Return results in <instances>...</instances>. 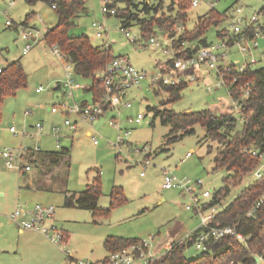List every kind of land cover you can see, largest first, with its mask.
Here are the masks:
<instances>
[{
    "label": "rangeland",
    "instance_id": "374dc122",
    "mask_svg": "<svg viewBox=\"0 0 264 264\" xmlns=\"http://www.w3.org/2000/svg\"><path fill=\"white\" fill-rule=\"evenodd\" d=\"M12 1L0 0V65L6 66L14 60H20L27 74V86L2 100L0 149L18 148L21 145L40 146L44 151L62 152L68 149L60 164L56 165L48 159L31 162V170L24 173L10 169L0 159V200L15 198L17 202L26 201L29 205L37 202L53 204L56 207V223L68 234L63 245H56L41 234V237L29 235L23 245L24 252L19 264H77L79 261L109 264L104 262L110 254L105 241L112 236L149 242L150 252L157 258L161 257L166 252V244L180 239L201 223L187 193L179 188H163V171L168 170L178 178L189 179L193 184L201 180L202 185L196 186V192L199 195L204 190L212 193L210 197L201 198V206L214 201L217 191L226 185L224 177L229 175V171L225 167L215 169L216 143L212 142L213 146L209 148L210 141L205 139L204 127L196 124L194 133L170 142L168 134L171 126L162 122L155 108H168L177 112L210 108L214 112H231L237 118L235 129L240 128L243 117L235 109L227 86L219 84L218 68H209L207 64L201 63L196 70L198 77L195 80L183 76L186 85L174 99L163 85L150 87V81L146 78L140 85L126 89L123 103L131 102L130 107L124 104L116 108L109 107L91 125L80 120L75 113H66L62 106L64 102L69 105L73 102L66 95V88L62 85L56 88L65 79L66 60L57 56L51 45L43 39L34 43L28 53H23L26 42L22 39V26H34L46 35L48 28L58 21L56 11L46 0ZM113 1L118 9L126 6L124 0ZM174 1L163 0L158 15L174 14L177 9ZM210 1L201 0L198 6L189 8L186 21L177 24L174 31L172 27L165 31L156 27L154 36L158 38V46H148V40L142 36L137 21L123 28L120 17L104 14L103 0H86L87 10L71 26L70 33L85 34L95 45H103L109 38L115 56H127L134 66L150 74L161 71L162 65L170 64L174 52H183L186 47L195 46L198 40L190 44L187 40L175 39L185 30H194L199 20L211 10L221 13L223 20L218 24H210L203 34L210 45H218L223 38L228 39V36L220 37L218 32L232 31L231 21L234 17L240 16L246 23L256 16L264 22L260 12L264 0H218L214 6L210 5ZM133 2L139 9L145 2L153 8L160 3L159 0ZM171 6H175V10L171 11ZM132 10L141 18L155 14L154 10L135 11L133 5ZM95 21L105 24L109 29L108 36H95L92 26ZM123 29L129 30L136 41H131ZM259 42L257 48L247 52L240 51L234 43L228 48L227 56L219 59L216 66L242 64L250 58L257 60L252 68L264 66V40ZM82 84L89 86L91 80L76 78V101L82 102L86 98L93 102L92 92L83 89ZM41 85L45 90L36 92V88ZM53 106L59 107V111L53 112ZM139 113L144 116L140 122H136ZM66 118L73 123L77 121L78 128L69 129L64 123ZM111 121L116 124H111ZM9 122L19 131L17 135L8 130ZM37 122L43 124L41 134L27 137L24 131L36 132L31 127ZM54 127H59V148L53 134ZM88 130L91 131L90 135L87 134ZM118 139L124 141L118 143ZM189 151L191 155L187 156ZM37 173L55 175L37 181L36 184L41 183L40 187L36 184L24 186V179L31 178L33 183ZM97 181L101 183L102 193L98 198L99 210L96 214L89 209L64 204L66 193H80L89 183ZM256 181L258 178L254 171L249 172L241 182L230 185L228 192L214 204L223 210ZM114 186L121 187L126 198L116 206L111 203ZM14 209L11 208L10 213ZM203 252L194 244L184 248L188 259L200 257ZM257 264H264V259L261 258Z\"/></svg>",
    "mask_w": 264,
    "mask_h": 264
},
{
    "label": "trees",
    "instance_id": "16d2710c",
    "mask_svg": "<svg viewBox=\"0 0 264 264\" xmlns=\"http://www.w3.org/2000/svg\"><path fill=\"white\" fill-rule=\"evenodd\" d=\"M27 1L33 2L35 0ZM46 1L51 5L55 0ZM124 1L126 6L122 9L116 7L115 1L110 3V6L116 7L117 13L115 15L121 18L123 28L129 27L132 21H137L141 26L142 36L146 37L147 40L156 34V27L163 31L172 27V31H174L177 24H184L187 19V10L191 8L190 0H179L178 3L174 1L177 9L175 10V6H171L170 9L171 11L175 10L174 14L162 13L158 15L163 0H159L160 3L154 8L149 5V1L145 2L141 9L134 4L133 0ZM132 5L136 7L135 11L150 12L154 10L155 14L149 18H141L137 12L132 10ZM54 10L57 13L58 21L48 28L45 40L51 46L57 44L61 52L71 59L76 78L91 80L87 89L92 91L93 101H97L105 93V88L97 75L115 57L112 53V47H106L104 44L95 45L85 34L74 35L70 33L71 26L87 10L86 0H58ZM260 12L264 14V6ZM222 20L223 15L221 13L211 10L206 17L199 20L194 30H185L175 39L187 40L190 44L194 40H198L195 46L190 45L183 52L177 54H193L201 47L208 45L203 34L210 24H218ZM218 33L222 38L228 36L230 43L236 37L231 31H219ZM219 68L220 74H223L225 85L231 90L230 95L232 98L239 99L241 103L239 112L243 119L240 128L235 129L237 118L233 113L217 115L210 108L191 112L155 108L156 115L162 117V122L171 126L168 141H175L184 135L194 133L195 125L199 124L206 130L205 139L210 141L209 148H212V142L216 143L214 167L215 169L227 168L229 175L224 177L226 185L217 191L211 204L217 203L228 192L230 185L241 182L246 174L254 171L258 166L260 159L248 153L247 148L253 145L264 150V66L252 68V64H249L243 71H239L236 64L232 63L229 65V69H225L223 65H220ZM247 82L251 84V89L249 94L245 96L242 87ZM185 85L186 82L181 81L178 84L163 86L174 99ZM26 86L27 74L20 60L8 63L0 73V105L4 97L13 95L18 89ZM67 151L66 148L62 152L40 151L38 156L30 158V161L39 162L48 159L58 165ZM263 192L264 176L258 178L255 183L248 185L235 200L218 212L214 220L215 223L218 221L222 225H235L238 231L248 237L246 241L232 235L219 240L213 239L209 241L208 248L204 250L202 255L193 259H188L184 253L185 246L191 245V242L186 244L179 241L174 243L171 249L152 264H257L256 256H264V203L257 211L256 218L247 217L246 212ZM101 193L100 181L89 183L86 189L80 193H66L64 204L89 209L96 214L99 210L97 203ZM125 200L122 188L114 186L111 192L112 205H119ZM66 236L68 237L67 233ZM138 241L137 239L112 236L106 239L105 246L111 253ZM107 260L108 256L104 262Z\"/></svg>",
    "mask_w": 264,
    "mask_h": 264
},
{
    "label": "built area",
    "instance_id": "2783aa9c",
    "mask_svg": "<svg viewBox=\"0 0 264 264\" xmlns=\"http://www.w3.org/2000/svg\"><path fill=\"white\" fill-rule=\"evenodd\" d=\"M11 3L12 0H9ZM57 1L55 0L51 6L56 7ZM201 0H190L191 7L198 6ZM218 0L210 1V5L214 6ZM176 3L179 0L175 1ZM112 0H103L102 11L104 14L114 15L117 13L115 6H110ZM239 11L241 9H238ZM264 16V14H262ZM43 21L42 18H39ZM7 24H11L7 20ZM92 26L95 29L96 37H104L109 35V29L105 26L103 22H93ZM232 34L236 37L233 42L230 43L228 39H223L222 43L218 45H206L198 49L195 53L189 55H178L173 53L171 62L168 65H162V70L159 72L147 73L133 65L127 56L119 55L115 56L110 60L99 72L98 77L100 78L102 85L105 88L104 96L99 100L93 102H77L74 94L76 88V76L74 73V67L70 58H67L60 50L57 44H53L54 53L66 60L65 64V79L60 83L64 88H66V95L72 99V103L69 105L66 102L62 104L66 113H75L78 118L82 121H86L91 125L94 121L101 116L104 111L111 107L116 108L124 104L126 107L131 106V102L123 103V96L126 94V89L131 86H138L141 82L148 78L150 81V87L157 85H171L178 84L183 81V76L186 75L189 79L195 80L198 76L196 74L197 68L201 63H205L209 68H218V75L220 78L219 84H225L223 74L219 72L220 65L216 66L219 59H224L227 56V50L231 45L236 43L240 51L247 52L252 51L260 45V40H264V22H261L256 16L250 18V20L244 23V19L240 16L234 17L231 21ZM22 39L26 42L23 48V53H28L32 48L34 43L44 40L45 35L42 31L34 26L23 25L22 26ZM125 35L133 42L136 41V37L131 35L130 31L123 29ZM106 47L111 46L109 38L104 41ZM158 38L152 36L148 40V46H158ZM147 46V45H145ZM222 50V52H220ZM255 58H250L243 62L242 64H236L239 71H243L249 64L256 63ZM229 65H223L225 69H229ZM3 65H0V73L3 71ZM244 95L247 96L251 89V84L247 82L243 87ZM44 86H39L36 88V92L44 91ZM231 93L230 89H228ZM235 109L240 111L241 103L239 99L232 98ZM106 105V107H105ZM1 106V105H0ZM53 112H58L59 107L53 106L51 108ZM143 114L139 113L136 122H140L143 118ZM1 119V112H0ZM70 129H76L78 122L74 123L66 118L64 121ZM111 124L116 123L111 121ZM31 129L36 132L24 131L27 137H35L36 134H41L43 130V124L37 122ZM8 130L17 135L19 131L13 123L9 124ZM1 131V127H0ZM53 134L56 136L57 144L59 148V127H54ZM124 141L123 139H118V143ZM96 143L97 140L95 139ZM146 147L143 148L145 150ZM42 149L40 146L30 147V146H20L18 148H8L5 147L0 149V159L3 160L5 165L10 169H16L21 173L31 170L30 158H34ZM248 153L252 156H256L260 159L258 166L254 169V174L257 178H262L264 176V150H260L255 146L247 148ZM191 152L187 153L190 156ZM163 188H179L190 197L192 205H195L196 212L200 217V226L193 231L184 234L180 239H177L169 244H166L165 249L168 251L172 248L173 244L179 241L188 244H194L198 249L206 250L208 248V243L211 240H219L226 236H235L236 238L246 241L247 236L242 232L238 231L235 225H222L220 222H214L218 212L220 211L215 204H208L201 206L199 204L201 198L210 197L211 191L204 190L200 195L196 191L197 185H202L201 180H197L193 184L189 179L185 180L183 178H178L175 174L168 170L163 171ZM264 203V192L253 202L252 206L247 210L246 216L249 218H256L257 211ZM56 207L53 204L37 202L29 205L27 202L18 201L14 211L10 214L11 218L18 222L23 229L33 230L40 232L45 235L51 242L56 245H63L67 241V236L65 231L60 228L55 221ZM150 243L146 241H138L125 246L117 251L111 252L108 255L107 262L109 264H152L157 257H155L149 250ZM264 259V256H258ZM77 264H93V262H83L79 261Z\"/></svg>",
    "mask_w": 264,
    "mask_h": 264
},
{
    "label": "crops",
    "instance_id": "0c3cea01",
    "mask_svg": "<svg viewBox=\"0 0 264 264\" xmlns=\"http://www.w3.org/2000/svg\"><path fill=\"white\" fill-rule=\"evenodd\" d=\"M59 87H60V83L57 85L56 88H59ZM82 88L87 89L88 86L82 84ZM92 95H93V93H92ZM81 101L82 102H89L88 99H86V98L81 100ZM77 128H78V126H77ZM71 130H75V129H71ZM87 134L90 135L91 131L88 130ZM42 152H46V151L42 150ZM54 175L55 174H51V173H48V174L37 173L34 177L35 180L33 183L31 182V178L24 179V181H23L24 186H30L32 184H36L37 181L40 182L42 179L51 178ZM36 186L40 187L41 183L40 184L37 183ZM22 194L24 196V191ZM23 202H26V201H23ZM6 203H8V206L6 205ZM17 203L18 202L16 201L15 198H12L9 200H0V264H19V261H20L19 258L22 257V254H23L22 252H24L23 245H24L27 237L29 235L30 236H37V235L40 236V234H41L40 232H37V231L23 229L19 225L18 222H15L11 218L10 214L12 212L10 213V210H11V208H15ZM41 235H43V234H41Z\"/></svg>",
    "mask_w": 264,
    "mask_h": 264
},
{
    "label": "water",
    "instance_id": "95a60500",
    "mask_svg": "<svg viewBox=\"0 0 264 264\" xmlns=\"http://www.w3.org/2000/svg\"><path fill=\"white\" fill-rule=\"evenodd\" d=\"M214 112V111H213ZM215 114L217 115H222V114H227V113H231V112H214ZM12 122H9L8 124H11ZM256 260L257 261H260V258L258 256H256Z\"/></svg>",
    "mask_w": 264,
    "mask_h": 264
}]
</instances>
